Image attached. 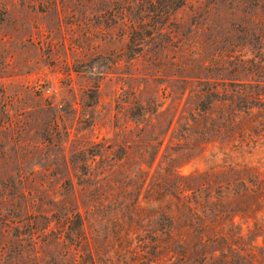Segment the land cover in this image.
I'll return each mask as SVG.
<instances>
[{
  "label": "rangeland",
  "instance_id": "1",
  "mask_svg": "<svg viewBox=\"0 0 264 264\" xmlns=\"http://www.w3.org/2000/svg\"><path fill=\"white\" fill-rule=\"evenodd\" d=\"M236 1L0 0V264L77 263L56 222L90 206L96 166L111 181L165 156H193L182 174L264 168V140L234 151ZM200 109L210 134L185 129Z\"/></svg>",
  "mask_w": 264,
  "mask_h": 264
},
{
  "label": "trees",
  "instance_id": "2",
  "mask_svg": "<svg viewBox=\"0 0 264 264\" xmlns=\"http://www.w3.org/2000/svg\"><path fill=\"white\" fill-rule=\"evenodd\" d=\"M235 10L234 151L264 140V0H237ZM202 120L211 116L200 109L185 129L201 124L200 134H210ZM91 156L92 163L102 159ZM165 158L151 176L140 171L126 181H111L94 167L90 206L83 213L78 205L67 208L56 222L55 239L73 242L76 264H264L263 166L234 161L182 174L178 167L193 156ZM73 195L65 187L60 202L77 204Z\"/></svg>",
  "mask_w": 264,
  "mask_h": 264
}]
</instances>
